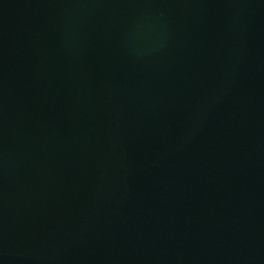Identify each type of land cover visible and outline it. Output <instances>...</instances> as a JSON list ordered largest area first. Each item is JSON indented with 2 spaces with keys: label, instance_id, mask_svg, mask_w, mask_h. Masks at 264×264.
Segmentation results:
<instances>
[{
  "label": "water",
  "instance_id": "95a60500",
  "mask_svg": "<svg viewBox=\"0 0 264 264\" xmlns=\"http://www.w3.org/2000/svg\"><path fill=\"white\" fill-rule=\"evenodd\" d=\"M0 264H264V0H0Z\"/></svg>",
  "mask_w": 264,
  "mask_h": 264
}]
</instances>
